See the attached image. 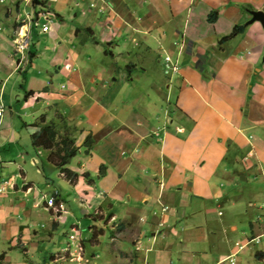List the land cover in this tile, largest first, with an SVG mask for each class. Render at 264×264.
I'll return each instance as SVG.
<instances>
[{
    "label": "crops",
    "instance_id": "0c3cea01",
    "mask_svg": "<svg viewBox=\"0 0 264 264\" xmlns=\"http://www.w3.org/2000/svg\"><path fill=\"white\" fill-rule=\"evenodd\" d=\"M38 1L0 0V264H40L29 253L64 243L58 231L69 210L50 178L56 170L73 203L102 224L90 227L93 239L72 227L60 252L80 254L69 252L70 264L92 263L87 246L102 245L103 228L116 236L105 264H152L153 254L155 264H264V30L244 25L264 0ZM43 11L50 29L33 30L21 62L17 20L32 13L43 23ZM236 26L245 33L222 43ZM166 56L177 72L165 73ZM42 116L62 134L65 124L73 130L75 184L51 151L33 146ZM107 214L120 222L108 228ZM42 216L51 229L31 230ZM17 250L22 261L10 256Z\"/></svg>",
    "mask_w": 264,
    "mask_h": 264
},
{
    "label": "rangeland",
    "instance_id": "374dc122",
    "mask_svg": "<svg viewBox=\"0 0 264 264\" xmlns=\"http://www.w3.org/2000/svg\"><path fill=\"white\" fill-rule=\"evenodd\" d=\"M44 21L45 20H43V22ZM50 21L52 23V20L51 19H50ZM247 23H248V21L245 22L244 25H246ZM36 31L39 32V30H36ZM38 37H39V39H38ZM38 37H36L37 38V40H36V43L37 44H39V41L40 40L43 41V38L41 36H38ZM226 49L227 50H232L233 48L228 44L227 47H226ZM50 176H51L50 178L55 181V184H54L55 187H54V189H56V188H59V189H62V190L65 189L63 191V194H65V191L67 193V201H68L67 207H68V210H69V215L68 216H65V218L67 217L66 218L67 221H66V223H64V224L61 225V227H60V229L58 231V234L60 236V239H58V241L59 240H62L64 243L60 242L59 244H55V241L52 240L51 242L44 243L45 244V247H43V249H41L40 252L36 253L35 251H33V252L29 253L31 255V259L33 261H35L36 263L39 262L40 264L52 263V261H53L52 260V255L53 254L56 255V254L64 251L65 247H67V242H70L69 237L72 234V232H71L72 227H75L76 229H78L80 233L82 232L84 238L93 239L94 233H93L92 230H90V227L93 226V227H97V228L101 229V226H102V224H100V222L97 219L96 220H93L92 217L90 216V215L93 214V210L92 209H88L87 207H85L86 209H88V210H86V209L84 210V211L87 212V214H89L87 216L85 214L86 212L82 213L83 210H81L80 208H78V206L75 203H73V201L71 200L72 199V195L74 194L73 188H72V186H70L69 184H67L65 182H63V183L60 182V178L58 176L57 170L56 171H52L50 173ZM136 176L137 177L140 176L141 178L144 177L142 175V173H140V172L135 173V178H137ZM137 186H139V185H137ZM51 188L53 189L52 186H51ZM51 188H47L46 191H51ZM125 204H129V202H126ZM115 207H116L115 208L116 209L115 211H119L120 208H122L121 207V203H116L115 204ZM150 207H152V206L150 205L149 206V209H150ZM156 208L159 211V213H158L159 216H157V218H160L161 215H162V210L159 208V206H156ZM109 211H110V209L108 208V210H106V213H109ZM225 215H226V217H229L230 218V215L231 214H230L229 211L225 210ZM98 216L102 217L101 215H98ZM146 216H148V213H147ZM106 217H107V220H106V223L105 224L108 225V228H109V226L114 227L117 222H120V220L115 221V219L111 218L108 214L106 215ZM118 217L119 218H123L119 214H118ZM154 217H156V216H150L148 218H150V220H151ZM237 223H238V221H237ZM118 228H119V225L117 224V227H115L114 233L116 231H118ZM33 229L34 230H37V231H44V232L45 231H49L51 229V222L49 220H45L43 218V216H42V218H37L36 222H34V224L31 226V230H33ZM103 229H105V234L99 236L102 245L100 247L94 246V245H88L87 246V250H86V253L87 254H86V257H88L89 260L92 262L91 264H105L104 263V258L106 257V252H105L106 246H108L110 244V241L116 242L115 241L116 240L115 239V237H116L115 234L113 235L112 232H110L106 228H103ZM150 233H152V232H150ZM56 237H57V235H56ZM180 240H181L180 238H178V239H175L174 238L172 240L170 239L171 247L174 250H177L178 249V245L181 246L180 245ZM70 249L71 248H68L67 252L64 253V254H61V253L58 254V258L56 259L57 261H56L55 264H58V263L59 264H70L69 263V260L70 259L68 258L69 257ZM100 249L103 250V253L100 252L101 251ZM134 250L135 249L132 246L131 251L133 253H137L139 255V257H142L144 255V252L143 251L137 252V251H134ZM98 251L100 252L99 253L100 256L99 257H96V258H93V254L98 253ZM70 253H73V256L75 255V257H71V258H76V260L77 259H80V257H81L80 254L76 255L77 252H75L73 250ZM175 254H176V252L173 253L174 257H175ZM10 256L12 258H14V259L19 260V261H22L23 260V254L20 251H18V250L15 253H12ZM155 257H156V254L155 255L153 254L151 256V260H152L151 263L152 264H155L154 263V261L156 260ZM164 259H166V255L164 256ZM77 261L75 263H77ZM12 262H14V261H12ZM71 262H73V261H71ZM174 262H177V261H174ZM167 263L168 264H171L170 260ZM72 264H74V262ZM115 264H119V263H115Z\"/></svg>",
    "mask_w": 264,
    "mask_h": 264
},
{
    "label": "trees",
    "instance_id": "16d2710c",
    "mask_svg": "<svg viewBox=\"0 0 264 264\" xmlns=\"http://www.w3.org/2000/svg\"><path fill=\"white\" fill-rule=\"evenodd\" d=\"M40 1L34 0V5H38ZM210 22L214 23L217 20V13H214L209 18ZM245 26H236L230 36L223 38L222 43H225L233 37L245 33ZM84 32H92L90 28L83 30ZM80 31L78 30V33ZM33 37V36H32ZM32 44V42H31ZM65 123V121H64ZM36 126L40 127V131L34 133L32 143L34 147H42L51 151L50 161L60 170L66 179L75 184L78 180V174L68 168L71 160L78 155L81 147L76 145V139L73 136V130L65 124L64 134L60 133L58 125L54 122L47 123L46 117H40ZM94 138L90 134L84 140L82 147L86 148V153H90L94 145ZM104 168H102L103 170ZM90 174L86 172L84 177L89 180Z\"/></svg>",
    "mask_w": 264,
    "mask_h": 264
},
{
    "label": "built area",
    "instance_id": "2783aa9c",
    "mask_svg": "<svg viewBox=\"0 0 264 264\" xmlns=\"http://www.w3.org/2000/svg\"><path fill=\"white\" fill-rule=\"evenodd\" d=\"M91 7H95L94 4L91 5ZM101 9H104V7H101ZM40 13V12H39ZM43 17V20H45L43 23L39 20H35L34 15L32 13H27L23 18H20L17 20V22L20 24V27L18 29V32L16 36L14 37V48L17 53L20 54L21 59L20 61L23 62L26 59V53L29 51L32 41V32L34 29H38L40 32L45 33L49 31L50 29V18L48 16V12L43 11L40 13ZM165 73L168 74L170 72H177L179 69V66L168 56L165 57ZM3 108H0V116H2ZM5 188H1L0 192L4 191ZM46 208H54L55 207V199L53 197L46 198ZM73 231H77L76 229H73ZM75 236H71V239H74Z\"/></svg>",
    "mask_w": 264,
    "mask_h": 264
},
{
    "label": "water",
    "instance_id": "95a60500",
    "mask_svg": "<svg viewBox=\"0 0 264 264\" xmlns=\"http://www.w3.org/2000/svg\"><path fill=\"white\" fill-rule=\"evenodd\" d=\"M252 18L248 21V25L250 24H253L255 22H260L262 27H263V30H264V12L261 11V10H258V11H251L250 12ZM263 60H264V57H263Z\"/></svg>",
    "mask_w": 264,
    "mask_h": 264
},
{
    "label": "clouds",
    "instance_id": "9594fccd",
    "mask_svg": "<svg viewBox=\"0 0 264 264\" xmlns=\"http://www.w3.org/2000/svg\"><path fill=\"white\" fill-rule=\"evenodd\" d=\"M32 42V41H31ZM55 199V198H54ZM75 232V231H74ZM73 236V235H72ZM71 238V237H70ZM73 240V239H72Z\"/></svg>",
    "mask_w": 264,
    "mask_h": 264
}]
</instances>
